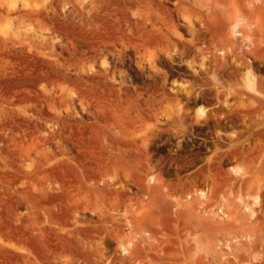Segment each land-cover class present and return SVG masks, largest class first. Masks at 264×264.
Returning a JSON list of instances; mask_svg holds the SVG:
<instances>
[{
    "label": "rangeland",
    "instance_id": "1",
    "mask_svg": "<svg viewBox=\"0 0 264 264\" xmlns=\"http://www.w3.org/2000/svg\"><path fill=\"white\" fill-rule=\"evenodd\" d=\"M179 10L209 15L221 49L264 56V0ZM168 12L126 0H0V264H264V103L243 116L248 132L202 153L184 138L212 127L203 107L147 113L115 87L110 53L141 44L152 61Z\"/></svg>",
    "mask_w": 264,
    "mask_h": 264
},
{
    "label": "flooded vegetation",
    "instance_id": "2",
    "mask_svg": "<svg viewBox=\"0 0 264 264\" xmlns=\"http://www.w3.org/2000/svg\"><path fill=\"white\" fill-rule=\"evenodd\" d=\"M126 1L165 5L169 12L159 33L167 36V43L164 50L159 47L152 61L147 60L146 47L141 44L118 47V52L110 53L109 66L117 76L115 87L138 95L147 113L153 112L149 107L156 104L167 105L171 111L180 107L184 115H195L200 107L206 109L214 121L212 127L184 138L202 153L213 151L227 133L248 132L243 116L264 103V56L254 53L249 45L245 46L249 51L239 53L231 46L221 49L222 30L214 27L209 15L189 16L179 10L195 0ZM163 86L164 90H156ZM253 93L258 98H253ZM258 110L262 109L255 112ZM198 125L203 129L206 124Z\"/></svg>",
    "mask_w": 264,
    "mask_h": 264
},
{
    "label": "bare ground",
    "instance_id": "3",
    "mask_svg": "<svg viewBox=\"0 0 264 264\" xmlns=\"http://www.w3.org/2000/svg\"><path fill=\"white\" fill-rule=\"evenodd\" d=\"M242 21L241 20H236V22H235V24H233L234 26H232L235 30H234V33H235V36L237 37V35H241L242 33H241V31H238L239 29L238 28H240L239 26L240 25H242ZM241 29V28H240ZM233 33V34H234ZM242 36V35H241ZM256 50V49H255ZM255 79V78H254ZM251 80V79H250ZM254 82V81H253ZM254 85V84H253ZM251 86L252 88H254V86ZM250 86V85H249ZM199 114L201 115V116H203V117H205V115H207L206 114V111L204 110V109H201L200 111H199ZM229 170H230V172L231 173H233L234 175H236V176H242L243 175V169L240 167V166H236V165H232V166H230L229 167ZM148 181L150 182V183H153V182H155V178H154V176H150L149 177V179H148ZM208 190H204V189H198V190H196L195 192H194V194L195 195H197V196H199L201 199H203V200H205V199H207V197H208ZM193 196V194H188L187 195V197L188 198H191ZM239 200H241V199H239ZM246 210H248L249 208H245ZM219 212H223L222 210H219ZM133 246V243H130L129 244V247L131 248ZM129 247H127V246H124V245H122V248H123V254H128V253H130V248ZM223 261H225V259L223 258L222 259ZM228 260H230V259H228ZM228 263V262H227ZM232 263V262H231ZM226 264V263H225Z\"/></svg>",
    "mask_w": 264,
    "mask_h": 264
},
{
    "label": "crops",
    "instance_id": "4",
    "mask_svg": "<svg viewBox=\"0 0 264 264\" xmlns=\"http://www.w3.org/2000/svg\"><path fill=\"white\" fill-rule=\"evenodd\" d=\"M236 166H239V165H236ZM241 167V166H240ZM242 168V167H241ZM243 169V168H242ZM243 172H244V170H243ZM243 175H244V173H243ZM242 175V176H243ZM257 203H259V197L258 196H256V197H253L252 199H251V202L249 203V202H247L246 200H245V204L244 205H246V204H248V206H246L247 208H249L248 210H246V211H251L252 212V207L254 206V205H256Z\"/></svg>",
    "mask_w": 264,
    "mask_h": 264
}]
</instances>
